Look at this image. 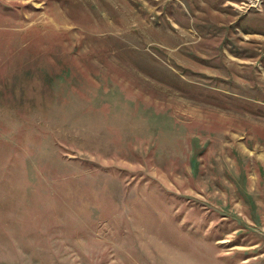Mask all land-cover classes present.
<instances>
[{"label": "rangeland", "instance_id": "rangeland-1", "mask_svg": "<svg viewBox=\"0 0 264 264\" xmlns=\"http://www.w3.org/2000/svg\"><path fill=\"white\" fill-rule=\"evenodd\" d=\"M0 264H264V0H0Z\"/></svg>", "mask_w": 264, "mask_h": 264}, {"label": "built area", "instance_id": "built-area-1", "mask_svg": "<svg viewBox=\"0 0 264 264\" xmlns=\"http://www.w3.org/2000/svg\"><path fill=\"white\" fill-rule=\"evenodd\" d=\"M259 2H261L262 0H258Z\"/></svg>", "mask_w": 264, "mask_h": 264}]
</instances>
